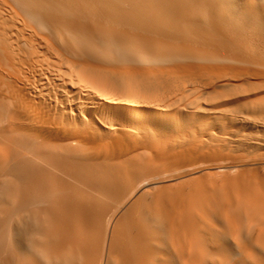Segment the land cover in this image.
Wrapping results in <instances>:
<instances>
[{"label":"bare ground","instance_id":"bare-ground-1","mask_svg":"<svg viewBox=\"0 0 264 264\" xmlns=\"http://www.w3.org/2000/svg\"><path fill=\"white\" fill-rule=\"evenodd\" d=\"M0 264H264V0H0Z\"/></svg>","mask_w":264,"mask_h":264},{"label":"rangeland","instance_id":"rangeland-1","mask_svg":"<svg viewBox=\"0 0 264 264\" xmlns=\"http://www.w3.org/2000/svg\"><path fill=\"white\" fill-rule=\"evenodd\" d=\"M21 236H22V235H21ZM21 236H20V240L22 241V240H24V237H23V236L21 237Z\"/></svg>","mask_w":264,"mask_h":264}]
</instances>
